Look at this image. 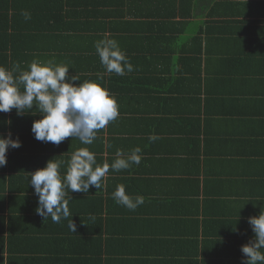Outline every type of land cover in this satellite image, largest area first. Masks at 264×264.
<instances>
[{"label":"crops","instance_id":"0c3cea01","mask_svg":"<svg viewBox=\"0 0 264 264\" xmlns=\"http://www.w3.org/2000/svg\"><path fill=\"white\" fill-rule=\"evenodd\" d=\"M37 1L0 0V11L19 13ZM103 10V16L70 20L69 35L48 36L56 50L45 52L68 65L70 75L79 73L77 84L105 87L119 116L91 145L72 137L59 145L36 141L41 147L25 152L22 175L0 167V241L16 233L18 239L25 216L24 235L43 232L42 220L32 224L40 215L27 179L31 170L54 159L64 162L63 176L79 148L111 166L117 150L126 157L139 147L140 163L120 171L110 167L100 190L69 191L72 215L60 232L75 241L84 233L90 238L89 264L96 261L93 245H111L105 264H221L225 237L249 243L254 233L248 219L264 209V0H106ZM106 37L118 42L131 72H106L94 47ZM41 118L19 115L21 134L26 137ZM2 126L0 135L13 133ZM117 185L144 203L134 211L117 204ZM71 219L76 233L68 228ZM19 242L29 255L39 239Z\"/></svg>","mask_w":264,"mask_h":264},{"label":"clouds","instance_id":"9594fccd","mask_svg":"<svg viewBox=\"0 0 264 264\" xmlns=\"http://www.w3.org/2000/svg\"><path fill=\"white\" fill-rule=\"evenodd\" d=\"M25 20L31 19V13L22 11ZM96 54L106 72L123 76L131 72L133 66L120 49L118 42L107 37L95 42ZM68 65L54 61L41 62L33 60L27 70L19 63L11 69L0 66V112L8 113L13 109L17 115L39 114L42 118L35 120L31 131L34 138L42 142L59 145L66 138L78 139L84 145H91L97 138L99 130L104 129L119 116L117 100L101 84L94 81L80 80L79 73L69 74ZM103 79V76H100ZM21 147V141L0 135V167L7 164L9 148ZM141 149L136 147L125 157L122 150H117L116 159L111 166L104 162L97 163L96 156L88 148H79L71 153L67 161L66 173L62 176L60 167L63 161L51 159L46 166L30 173V186L38 197L36 213L44 220L51 218L53 223L68 219L72 213L69 209V191L89 193L90 187L100 190L102 178L109 168L113 171L127 169L131 164H139ZM114 201L129 210H135L144 203L143 196L131 197L124 185H117L112 193ZM254 238L242 245V264H264V209L258 216L249 217ZM70 231L76 233L77 225L71 219Z\"/></svg>","mask_w":264,"mask_h":264},{"label":"trees","instance_id":"16d2710c","mask_svg":"<svg viewBox=\"0 0 264 264\" xmlns=\"http://www.w3.org/2000/svg\"><path fill=\"white\" fill-rule=\"evenodd\" d=\"M61 1L64 3L63 7L55 8V5H59ZM104 3H106V0H77V3L72 0H38L36 3L26 7L27 10H21L19 13L15 12V10L0 11V22L2 25L0 29V66L11 69L13 64L19 63L21 69L27 70L28 65L33 60L50 61V55L45 51L52 50V48L56 49L52 46L55 43L53 41L48 43L47 37L68 36L69 34L64 33L71 31L74 23L70 20H75V17L82 19V16L87 18L103 16ZM46 5H51L52 8L49 9ZM72 6L77 8L73 9ZM22 11L30 12L31 19L25 20L24 16L21 15ZM50 19H53L51 24L49 23ZM42 31H45L43 33V41L40 40ZM24 38L26 39L23 40ZM15 45L19 46V48H16ZM13 48L15 51L12 50ZM16 116L17 112L15 109L8 113L0 112V124L3 123L2 131H6L7 127L11 128L10 131L14 129L13 133H11L12 138H18L21 141V147L16 149L9 148L7 164L2 168H9L10 170L14 168V173L22 175L26 171L27 166L28 157L25 154L33 150V147L38 144L36 142L38 140L34 138L32 132L27 134L26 137L21 134L22 123H19V115L17 116L18 119L14 118ZM27 130L31 131V129ZM40 144H38L39 147H41ZM26 151L27 153H25ZM33 172L35 171L31 170L30 173ZM30 176H27L29 184ZM30 188L32 194L35 193L34 188L32 186ZM35 199L38 207L36 194ZM29 220V216L21 219L18 239L16 238V233L14 237L11 238L10 236L7 242L5 240L4 242L0 241V264H89L85 256L90 238L88 239L85 233L75 241L73 234L60 232L63 219L60 223H53L50 217L44 220L43 217L39 216V218L32 220V224L42 220L43 232L39 235L34 233L33 236L24 235L25 225ZM48 224L49 227L47 229ZM19 238L21 240L28 239L30 243H34V241L39 239V244L28 255L26 252L28 249H24V247L28 246L21 245ZM225 238H227L225 239L227 241L224 242L226 249L220 256L224 257L221 264H242L243 254L241 247L247 243H237V240L231 236ZM2 244L7 245V249ZM74 245L79 248L70 249ZM43 246L46 249H43ZM110 246L108 250L103 248L98 250L93 245L96 261L91 264H105L103 257L112 252V250H109ZM39 249L44 252L38 253L40 252Z\"/></svg>","mask_w":264,"mask_h":264}]
</instances>
